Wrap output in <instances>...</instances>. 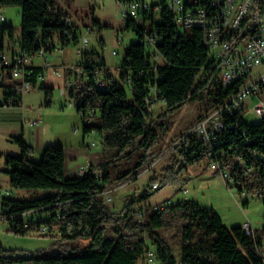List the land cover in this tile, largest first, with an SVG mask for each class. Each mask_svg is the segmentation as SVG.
Masks as SVG:
<instances>
[{"label": "trees", "instance_id": "16d2710c", "mask_svg": "<svg viewBox=\"0 0 264 264\" xmlns=\"http://www.w3.org/2000/svg\"><path fill=\"white\" fill-rule=\"evenodd\" d=\"M121 1V0H120ZM130 1V0H128ZM19 6L21 8V41L19 48L33 56L39 48V42L49 43L54 35L59 37L63 47L71 43L63 31L68 27V14L58 7L57 0H0V7ZM163 22L159 23L161 31L167 38L158 45L169 64L158 69L160 78L155 79L150 64L146 60L145 47L140 42L131 44L122 61V79L129 77L133 100H129L127 88L117 84L113 90L96 88L93 78L86 86L76 85L69 91V96L76 98L77 110L83 112L84 136L98 131L103 136L104 145L115 148L106 152L101 161L91 164L83 175L66 174V150L61 145L50 144L44 149L38 161L30 160L27 155L33 153L21 135L15 136L21 152L5 155L6 173L13 187L23 189H43L47 194L30 199H15L0 187L2 214L8 217L10 229L18 234H26L24 221L29 220L38 225L49 218V228L59 223V239H55L48 249H39L34 253H17L6 250L0 243V264H137L147 248V241L155 247L157 261L160 264H264V255L258 249L264 238V229L247 233L242 226L228 228L220 214L213 207H205L193 200H182L176 204L168 203L162 209L148 210L146 220H138L133 214L132 205H127L120 213L113 212L103 195L108 185L117 181H126L128 177H137L146 164L154 161L151 152L157 144L164 124L154 126L147 121L145 97L150 92V85L155 84L161 90L167 108L160 114L166 118L176 113L189 102L202 101L205 93L211 96V105L215 106L229 93L218 85V69L211 67L208 51L203 43L200 30L186 33L176 38L177 32L170 18L163 13ZM99 24L98 20H94ZM132 23L126 29H133ZM17 30L14 26L0 24V58L9 49L6 40L13 42ZM183 38V39H182ZM75 38L73 42H77ZM99 56V55H98ZM100 57V56H99ZM210 72L209 79H200L201 72ZM31 75L26 78L33 86L39 81L43 69L30 66ZM6 67L0 65V87L3 94L11 95L10 84L5 83L3 73ZM7 78H9L7 76ZM41 87L45 91L46 105L52 104L53 88ZM90 108L99 111L93 122L85 121ZM97 115V113H96ZM241 129L247 137L254 138L248 142L243 134L223 133L217 147H224L225 160L232 162L235 150L243 153L247 161L254 160L257 153L264 154V120L248 124L244 120ZM127 149H130L127 152ZM182 151V150H181ZM3 154L0 152V157ZM125 157L134 160L125 172L114 176L116 162ZM203 159L199 154H185L184 163L173 158L171 164L163 171L160 187L173 184L187 166H193ZM261 194L264 190V162L260 165ZM159 181L151 180V186ZM152 193L142 196L148 199ZM248 200L244 201L246 205ZM29 211L41 213L39 221L18 216ZM146 213V212H145ZM177 218L182 222L181 261L178 263L170 244L159 234L158 230L171 225ZM64 245L61 250L53 248L56 244ZM153 252V251H152Z\"/></svg>", "mask_w": 264, "mask_h": 264}, {"label": "built area", "instance_id": "2783aa9c", "mask_svg": "<svg viewBox=\"0 0 264 264\" xmlns=\"http://www.w3.org/2000/svg\"><path fill=\"white\" fill-rule=\"evenodd\" d=\"M116 1L126 16V25L134 24L135 27L132 30L136 34V41L145 47L146 60L156 74L155 79L161 77L157 74L158 69L169 64L158 47L164 38H167L158 25L163 22V13L170 18L172 26L175 27L176 38L178 35L184 37L186 33L193 30L202 32L203 43L208 51L211 67L218 69L216 90L221 88L228 90L229 93L221 102L213 106L209 113L203 115L192 130L183 135L179 144L182 158L184 159L185 154L196 155L202 150L203 158L209 161L212 170L222 174L228 188L235 187L241 194L248 192L261 195L258 186L259 167L264 162V154L257 153L254 160L247 161L244 154L237 149L233 153L232 162H230L225 160L224 147H217V139H222L223 133L226 132L235 135L243 134L242 137L251 142L254 138L247 137L241 129V123L244 120L243 114L252 112L259 120H264V0ZM6 20L7 17L0 9V24ZM66 23L68 27L63 31V35L70 42L77 38V42L80 44L77 50V64L74 67L55 66L53 70L61 75V71L73 69V78L68 81L67 89L70 91L78 84L85 87L90 78H93L94 86L97 89L107 88L111 91L117 84L129 87L131 79L129 77L122 79L121 77L122 62L116 67L118 70L116 74L90 47L88 37L80 35V25L77 26L74 18L68 16ZM92 31L93 28L89 26L88 32ZM54 36V39L47 44L39 42V48L33 56H29L21 48L6 52L1 56L0 65L6 67L3 76L5 83L11 85V95L0 94V106H22L25 93L33 88V84L26 78L31 75L29 67L36 66L35 58L44 59V65L38 66L43 69V72L51 69L48 53L54 50H64L59 40L61 33ZM114 54H118L117 51H114ZM44 76L43 73L38 79L41 80ZM210 76V72L204 73L203 70L199 78L206 80ZM149 89L150 92L145 97V108L148 112L146 119L151 122L154 107L159 103L166 102L163 96L161 97V90L155 84L150 85ZM66 91L63 88L62 94L65 95ZM255 98L258 101L251 107L250 103ZM69 104L73 105V102L70 100ZM81 113L83 114V112ZM96 113L94 108L88 110L85 121L93 122ZM41 121L42 117H39L29 120L28 123L31 126H36ZM91 145L95 146L96 143L93 142ZM86 170L87 166H80L77 175H83ZM160 186V183L156 182L151 186V190H157ZM4 191L8 193L7 190ZM108 191L105 190L103 195L110 201L112 197ZM183 191L187 192L188 189L185 188ZM167 205L168 202H164L163 208ZM32 213L34 211L18 216L25 217ZM145 215L143 209L136 211L137 219L143 220ZM0 218L8 220V217L3 214L0 215ZM48 220L50 219H45L42 225L25 220L23 227L27 232L37 231L46 234L49 231ZM243 228L247 233L253 231L250 223H245ZM257 249L264 255V238L261 244H257ZM148 254L152 260L154 253L150 251Z\"/></svg>", "mask_w": 264, "mask_h": 264}, {"label": "rangeland", "instance_id": "374dc122", "mask_svg": "<svg viewBox=\"0 0 264 264\" xmlns=\"http://www.w3.org/2000/svg\"><path fill=\"white\" fill-rule=\"evenodd\" d=\"M148 1L158 2L160 0ZM57 3L58 7L62 8L68 16L74 18L77 26L80 25V35L88 37L90 47L117 74L116 67L121 64L126 50L131 44L136 43L137 39L132 29H126V16L119 3L116 0H57ZM0 9L7 17L4 23L14 26L17 30L13 42L6 40V46L9 48L7 53H9L13 49H18L21 41V8L19 6H4ZM94 20H98L99 24H95ZM89 26L93 28L92 32H88ZM79 45V42H71L65 45L63 51L54 50L48 53V62L51 69L45 70L44 78L39 80L31 91L25 93L24 104L46 110V113L42 112L43 119L52 124L54 133H60V138L63 135L65 136L64 139L59 141L64 143H67L66 140L72 141L73 150L81 153L78 163L88 167V159H92L93 163H95V157L98 158L97 161H101V156L104 153L113 152L116 149L105 146L103 136L98 131L89 136H84L82 113L77 110L78 102L76 98L70 97L69 89H67L68 81L73 78V69L69 68L61 71V75L53 70L55 66H76ZM114 51H117L118 54H114ZM36 63L38 66H43L44 59L37 58ZM42 83L46 87L53 88L52 104L50 106L46 105L45 91L41 87ZM78 83H80L79 80ZM62 88L67 90L66 96L62 94ZM127 92L129 100H133L132 90L129 87H127ZM2 93L3 90L0 87V94ZM70 100L73 105L69 104ZM210 100L211 96L207 91L202 101L189 102L166 118L159 117L166 110V103H159L154 107L151 123L154 126L158 124L165 125L160 132L157 144L151 151L156 158L146 164L137 177L130 176L126 181L120 183L114 181L108 185V194L112 199L107 201V204L113 212L120 213L127 205L131 204L133 214L138 208H142L146 212L143 220L138 219L144 221L148 216V210L162 209L164 202L172 205L182 200H193L205 207H213L220 214L228 228L243 227L245 223H250L253 230L260 231L264 229V190L261 195H258L257 193L248 192L241 194L235 187L228 188L222 174L212 170L209 161L204 158L193 166H187L186 171L180 174L173 184H168L157 190H150L151 180L156 178L159 180L157 182L161 183L165 173L163 170L171 164L173 158L179 160L177 166L184 163L183 155L179 149L180 141L186 132L192 130L198 124L203 115L212 110L213 106ZM257 101V98L253 99L250 106H254ZM3 108L7 107L0 106V110H3ZM98 115H100L99 111H97L96 116ZM2 117L3 114H0V120H2ZM242 117L248 124H256L259 121V118L252 112L244 113ZM10 129V125L0 124V149L3 151L7 150L4 148L7 142L3 141L1 134L10 131ZM93 142L96 143L95 146L91 145ZM68 143L65 145H70V142ZM15 144L16 147H19L17 143ZM63 147L66 150V147ZM129 150L127 149V152ZM8 151L4 154L13 153L12 150ZM5 155L0 157V169L6 168ZM133 163L134 160L121 157L116 162L118 167L117 169L114 168V176L117 177L118 173L127 171ZM0 186L8 191V195L16 198H36L50 192L43 189L13 187L9 176L2 171H0ZM185 188L188 189L187 192L183 191ZM147 192L152 194L148 199L143 200L142 196ZM246 200H248V203L243 205ZM42 217L41 213L35 214L33 217L32 214L26 216L27 219H34L35 221H39ZM135 217L137 218L136 215ZM59 230V223H53L52 228H49L46 234L31 231L22 235L10 229L7 219L0 218V243L6 250H13L17 253H34L39 249H48L55 239H59ZM181 231L182 222L177 218L171 220L170 226L158 230L159 234L172 247L178 263L181 261ZM53 246V248H58L55 250L57 251L61 250L64 245L59 243ZM147 248L152 249L154 253L152 260L151 256L145 252L139 258L137 264H160L155 254L156 248L149 241H147Z\"/></svg>", "mask_w": 264, "mask_h": 264}, {"label": "crops", "instance_id": "0c3cea01", "mask_svg": "<svg viewBox=\"0 0 264 264\" xmlns=\"http://www.w3.org/2000/svg\"><path fill=\"white\" fill-rule=\"evenodd\" d=\"M14 50V49H13ZM12 50V51H13ZM37 58L34 59V64L36 66ZM63 89V88H62ZM65 94L64 96H66ZM25 96L23 98V104L19 107H7L3 108V110H0V114H3V117L0 120V124L4 125H10L11 129L8 132H3L1 134V137L3 138V141H6L7 144H5V147L7 150L3 151L0 149V152L5 155V152H9L8 150H12L14 154H19L21 152L19 147H16L15 142L13 141V138L15 136L21 135L25 142L30 145L33 148V153L28 154L27 157L32 161H38L44 152V149L47 145L55 144V145H63L66 147V174L69 173V175H77V170L80 166H83L78 163V159L81 156L80 152L77 150H73V144L72 141H67V143H64L63 141H59L60 139H64L65 136L63 135L62 138L60 133L56 134L54 133V129L52 128V124L48 122V120L43 119L42 112L46 113V110H43L42 108H35L30 105H25L24 100ZM39 117H42V121L36 125L31 126L28 121L32 119H37ZM9 138H11L9 140ZM70 145H65L69 144ZM71 146V148H70ZM100 157V156H99ZM95 163H97L98 158H94ZM68 160V164H67ZM92 160V159H91ZM88 159V167L93 163V160L91 161ZM85 166V165H84ZM68 172V173H67ZM1 187V186H0ZM1 189L4 191L3 187ZM15 199H25V198H16Z\"/></svg>", "mask_w": 264, "mask_h": 264}, {"label": "bare ground", "instance_id": "6f19581e", "mask_svg": "<svg viewBox=\"0 0 264 264\" xmlns=\"http://www.w3.org/2000/svg\"><path fill=\"white\" fill-rule=\"evenodd\" d=\"M220 142V140L219 139H217V145H218V143Z\"/></svg>", "mask_w": 264, "mask_h": 264}]
</instances>
